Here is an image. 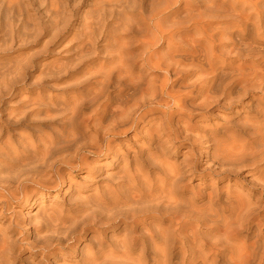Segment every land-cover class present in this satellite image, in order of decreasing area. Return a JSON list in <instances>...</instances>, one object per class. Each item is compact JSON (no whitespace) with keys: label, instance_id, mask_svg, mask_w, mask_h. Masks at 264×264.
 Masks as SVG:
<instances>
[{"label":"clouds","instance_id":"obj_1","mask_svg":"<svg viewBox=\"0 0 264 264\" xmlns=\"http://www.w3.org/2000/svg\"><path fill=\"white\" fill-rule=\"evenodd\" d=\"M0 264H264V0H0Z\"/></svg>","mask_w":264,"mask_h":264}]
</instances>
